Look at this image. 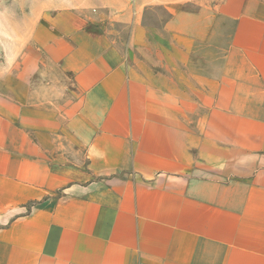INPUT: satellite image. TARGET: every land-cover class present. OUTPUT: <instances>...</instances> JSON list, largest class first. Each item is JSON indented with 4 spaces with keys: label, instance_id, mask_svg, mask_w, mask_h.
I'll use <instances>...</instances> for the list:
<instances>
[{
    "label": "crops",
    "instance_id": "crops-1",
    "mask_svg": "<svg viewBox=\"0 0 264 264\" xmlns=\"http://www.w3.org/2000/svg\"><path fill=\"white\" fill-rule=\"evenodd\" d=\"M51 9L0 31V264H264V0Z\"/></svg>",
    "mask_w": 264,
    "mask_h": 264
},
{
    "label": "rangeland",
    "instance_id": "rangeland-1",
    "mask_svg": "<svg viewBox=\"0 0 264 264\" xmlns=\"http://www.w3.org/2000/svg\"><path fill=\"white\" fill-rule=\"evenodd\" d=\"M70 0H0V31L7 28L12 31L29 29L38 13L51 11L54 3H66ZM73 1V0H71ZM83 3L86 0H78ZM0 54L2 53V43L8 37H3L0 33Z\"/></svg>",
    "mask_w": 264,
    "mask_h": 264
}]
</instances>
